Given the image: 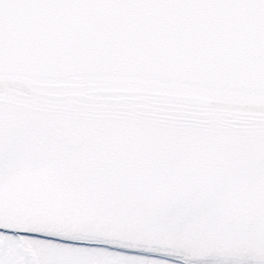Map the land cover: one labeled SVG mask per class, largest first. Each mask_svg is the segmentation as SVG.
Returning <instances> with one entry per match:
<instances>
[{
  "label": "snow or ice",
  "instance_id": "snow-or-ice-1",
  "mask_svg": "<svg viewBox=\"0 0 264 264\" xmlns=\"http://www.w3.org/2000/svg\"><path fill=\"white\" fill-rule=\"evenodd\" d=\"M0 264H264V0H0Z\"/></svg>",
  "mask_w": 264,
  "mask_h": 264
}]
</instances>
